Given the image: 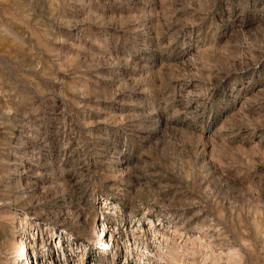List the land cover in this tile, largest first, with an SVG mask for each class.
I'll return each mask as SVG.
<instances>
[{
	"label": "rangeland",
	"instance_id": "obj_1",
	"mask_svg": "<svg viewBox=\"0 0 264 264\" xmlns=\"http://www.w3.org/2000/svg\"><path fill=\"white\" fill-rule=\"evenodd\" d=\"M30 245L264 264V0H0V264Z\"/></svg>",
	"mask_w": 264,
	"mask_h": 264
},
{
	"label": "built area",
	"instance_id": "obj_2",
	"mask_svg": "<svg viewBox=\"0 0 264 264\" xmlns=\"http://www.w3.org/2000/svg\"><path fill=\"white\" fill-rule=\"evenodd\" d=\"M35 236L37 237V235H34V239H35ZM31 239L34 240L33 238H31ZM56 243L58 244V242H56ZM55 247H57V245ZM29 248H30L29 249V253L27 254V255H29V263H27V264H42L43 262H46V260H44L43 262H41V259L42 258L44 259L45 257H43V256H45V255H46L47 258H50L49 259L50 261L53 260V258H51L50 255L48 256L47 254H45L46 251H42V248L38 249V251H35L36 247H32L31 248V245L29 246ZM55 251H57V248H55ZM38 254H40V256H38ZM56 254L57 253H55V255ZM54 258H56V257H54Z\"/></svg>",
	"mask_w": 264,
	"mask_h": 264
},
{
	"label": "bare ground",
	"instance_id": "obj_3",
	"mask_svg": "<svg viewBox=\"0 0 264 264\" xmlns=\"http://www.w3.org/2000/svg\"><path fill=\"white\" fill-rule=\"evenodd\" d=\"M102 229V228H101ZM102 231V230H101ZM102 237H100V239H101ZM104 239H105V236H103V238H102V240L104 241ZM102 241V242H103ZM109 241H111V239L109 240ZM103 244V243H102ZM104 244L105 245H103L104 246V248H105V246H106V242H104ZM46 252H48V251H46ZM47 255H48V253H46ZM47 259H50V258H47ZM25 263L27 264V263H29V255H27L26 256V258H25Z\"/></svg>",
	"mask_w": 264,
	"mask_h": 264
}]
</instances>
